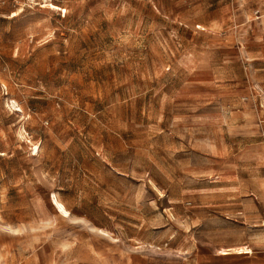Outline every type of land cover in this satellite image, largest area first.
Here are the masks:
<instances>
[{"label":"rangeland","instance_id":"374dc122","mask_svg":"<svg viewBox=\"0 0 264 264\" xmlns=\"http://www.w3.org/2000/svg\"><path fill=\"white\" fill-rule=\"evenodd\" d=\"M25 1L0 7V224L72 264H264L257 0Z\"/></svg>","mask_w":264,"mask_h":264},{"label":"crops","instance_id":"0c3cea01","mask_svg":"<svg viewBox=\"0 0 264 264\" xmlns=\"http://www.w3.org/2000/svg\"><path fill=\"white\" fill-rule=\"evenodd\" d=\"M257 4L259 8L264 10V0H257ZM260 53L264 57V48ZM0 200L2 212L5 215L9 214L10 208L14 210L20 208L19 205L9 206L8 196L6 198L1 197ZM11 225L0 224V264H72L71 260L67 259L59 261L41 259L40 251L35 248L30 250L23 239V234L17 229V225Z\"/></svg>","mask_w":264,"mask_h":264},{"label":"bare ground","instance_id":"6f19581e","mask_svg":"<svg viewBox=\"0 0 264 264\" xmlns=\"http://www.w3.org/2000/svg\"><path fill=\"white\" fill-rule=\"evenodd\" d=\"M23 6V5H22ZM50 7H52L50 10H56V9H59V7L60 6H58V4H53V6H50ZM24 10V8H22V7H20L19 9H18V11L19 12H22ZM43 18V17H42ZM41 20V19H40ZM42 21V20H41ZM36 22V21H35ZM45 22V21H44ZM33 23V22H32ZM198 27L200 28V29H203V30H206V28H205V26L204 25H202L201 23L198 25ZM9 100V99H8ZM10 101V100H9ZM12 101H14V102H16V100H12ZM10 103H11V101H10ZM7 104H8V102H7ZM14 105V104H13ZM16 105H17V103H16ZM11 106V105H10ZM9 106V107H10ZM20 106V105H19ZM13 107V106H12ZM14 107H15V105H14ZM13 107V108H14ZM11 110V109H10ZM16 111H22V108L21 107H16V109H15ZM14 112V111H13ZM12 112V113H13ZM23 113V112H22ZM15 114V113H14ZM14 116V115H13ZM29 116V115H28ZM23 131H25V129L23 128V127H20V129H19V135L20 136H22L23 137ZM152 181V180H151ZM153 182V181H152ZM155 183V182H154ZM156 186V185H155ZM54 201L55 202H57V199H56V196H54ZM251 252H253V249H252V247H249V246H247V245H238V246H231V247H226V248H223V249H221L220 250V254H224V255H228V254H232V253H236V254H238V253H251Z\"/></svg>","mask_w":264,"mask_h":264},{"label":"built area","instance_id":"2783aa9c","mask_svg":"<svg viewBox=\"0 0 264 264\" xmlns=\"http://www.w3.org/2000/svg\"><path fill=\"white\" fill-rule=\"evenodd\" d=\"M10 0H0V7L9 4ZM12 2L16 3L17 0H12ZM25 4L28 6L31 5H40L41 7L53 6V0H26ZM52 8V7H51ZM62 9V8H61ZM64 11V9H62Z\"/></svg>","mask_w":264,"mask_h":264}]
</instances>
